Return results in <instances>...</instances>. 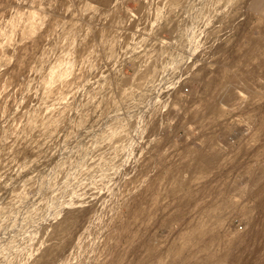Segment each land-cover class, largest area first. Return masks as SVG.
Instances as JSON below:
<instances>
[{"label": "rangeland", "instance_id": "374dc122", "mask_svg": "<svg viewBox=\"0 0 264 264\" xmlns=\"http://www.w3.org/2000/svg\"><path fill=\"white\" fill-rule=\"evenodd\" d=\"M98 1L0 0V264H264V0Z\"/></svg>", "mask_w": 264, "mask_h": 264}, {"label": "bare ground", "instance_id": "6f19581e", "mask_svg": "<svg viewBox=\"0 0 264 264\" xmlns=\"http://www.w3.org/2000/svg\"><path fill=\"white\" fill-rule=\"evenodd\" d=\"M15 1H16V0H15ZM46 1H47V0H46ZM52 1H53V0H52ZM95 1L99 2L98 0H95ZM107 1H108V0H107ZM119 1H120V0H119ZM56 2H57V1H56ZM67 2H68V1H67ZM69 2H70V1H69ZM100 2H101V1H100ZM44 3H46V2H44ZM58 3H59V2H58ZM70 3H71V2H70ZM17 4H18V3H17ZM28 4H29V3H28ZM39 4H40V3H39ZM72 4H75V2H74V3H71V5H72ZM98 4H99V3H98ZM104 4H105V3H104ZM114 4H116V3H114ZM117 4H119V2H118ZM19 5H20V4H19ZM23 5H24V4H23ZM40 5H41V4H40ZM66 5H67V4H66ZM66 5H65V6H66ZM75 5H76V4H75ZM146 5H147V4H146ZM8 6H9V5H8ZM8 6H7V7H8ZM35 6H36V5H35ZM72 6H73V5H72ZM113 6H114V5H113ZM118 6H120V5H118ZM118 6H117L116 9H118ZM3 7H4V6H3ZM11 7H12V6H11ZM18 7H19V6H18ZM32 7H33V6H32ZM38 7H39V6H38ZM50 7H51V5H50ZM59 7H61V6H59ZM68 7H69V6L67 5L66 9H67ZM73 7H74V6H73ZM91 7H92V6H91ZM115 7H116V6H115ZM257 7H261V2H259V0H258V2H257ZM20 8H21V7H20ZM23 8H24V7H23ZM30 8H31V7H30ZM48 8H49V7H48ZM70 8H71V7H70ZM70 8H69V9H70ZM74 8H76V7H74ZM74 8H73V9H74ZM89 8H90V6H89ZM93 8H94V7H92L91 9L94 10L95 8H94V9H93ZM107 8H108V6H107ZM110 8H111V6H110ZM110 8H109V9H110ZM3 9H4V8H1V10H3ZM24 9H25V8H24ZM28 9H29V8H28ZM31 9H32V8H31ZM34 9H35V8H34ZM36 9H37V8H36ZM42 9H44V7H43ZM73 9H70V10H73ZM91 9H90V10H91ZM109 9H108V10H109ZM38 10H39V8H38ZM86 10H87V9H86ZM92 10H91V11H92ZM95 10H96V9H95ZM145 10H146V9H145ZM145 10H144V11H145ZM147 10H148V9H147ZM45 11H46V10H44V12H45ZM115 11H116V10H115ZM115 11H114V12H115ZM119 11H120V10H119ZM142 11H143V10H142ZM0 12H1V11H0ZM33 12H34V10H33ZM39 12H40V11H39ZM63 12H64V10H63ZM70 12H71V11H70ZM93 12H94V11H93ZM40 13H41V12H40ZM50 13H52V15H54V13L51 12V10H50ZM58 13H59V12H58ZM72 13H73V11H72ZM77 13H78V12H77ZM89 13H90V11H89ZM108 13H109V12H108ZM142 13H143V12H142ZM144 13H145V12H144ZM38 14H39V13H38ZM45 14H46V13H45ZM47 14H49V13H47ZM65 14H66V13H65ZM74 14H75V13H74ZM80 14L82 15V13H80ZM80 14L78 13V15H80ZM50 15H51V14H50ZM57 15H58V14H57ZM59 15H60V13H59ZM78 15H77V16H78ZM83 15H84V14H83ZM37 16H38V15H37ZM44 16H45V15H44ZM68 16H69V15H68ZM104 16H105V15H104ZM107 16H109V15H107ZM6 17H7V16H6ZM34 17H35V14H34ZM38 17H39V16H38ZM57 17H58V16H57ZM61 17H62V16H61ZM61 17H60V19H62ZM69 17H70V16H69ZM110 17H111V16H110ZM110 17H109V18H110ZM53 18H54V17H53ZM64 18H67V17L64 16ZM140 18H142V16H141ZM14 19H15V18H14ZM31 19H32V18H31ZM37 19H38V18H37ZM60 19H59V21H60ZM68 19H69V18H68ZM102 19H103V18H102ZM105 19H106V18H105ZM105 19H104V20H105ZM66 20H67V19H66ZM97 20H98V19H97ZM109 20H110V19H109ZM63 21H64V20H63ZM138 21H139V19H138ZM17 22H18V21H17ZM34 22H36V21H34ZM65 22H66V21H65ZM101 22H102V21H101ZM39 23H40V22H39ZM94 23H96V22H94ZM94 23H93V24H94ZM104 23H105V21H104ZM135 23H136V22H135ZM138 23H139V22H138ZM107 24H108V23H107ZM111 24H113V23H111ZM59 25H60V24H59ZM61 25H62V24H61ZM65 25H67V24H65ZM100 25H102V24L100 23ZM127 25H128V24H127ZM136 25H137V24H136ZM143 25H144V24H143ZM143 25H142V26H143ZM97 26H99V25H97ZM97 26H96V27H97ZM28 27H29V25H28ZM31 27H32V25H31ZM91 27H92V26H91ZM91 27H90V30L93 31L94 29H93V27H92V29H91ZM134 27H135V26H134ZM33 28H34V27H33ZM60 28H61V27H60ZM63 28H64V27H63ZM95 29H96V28H95ZM92 31H91V32H92ZM94 31H95V30H94ZM19 32H20V31H19ZM37 32H38V31H37ZM18 34H19V33H18ZM60 34H61V33H60ZM88 34H89V33H87V36H88ZM94 34H95V33L93 32V35H94ZM49 35H50V34H49ZM0 36H1V35H0ZM57 36L59 37V35H57ZM57 36H54V37H57ZM89 36H90V35H89ZM2 37H3V36H2ZM11 37H12V36H11ZM44 37H46V36H44ZM54 37L52 36V38H54ZM93 37H94V36H93ZM95 37H96V34H95ZM52 38H51V41H53ZM90 38H92V37H90ZM12 39H14V38L12 37ZM54 39H55V38H54ZM255 39H256V38H255ZM55 40H56V39H55ZM57 40H58V39H57ZM34 41H35V40H34ZM59 41H60V39H59ZM27 42H28V41H27ZM48 42H49V41H48ZM89 42H91V41H89ZM89 42H88V44H89ZM96 42H97V40H96ZM93 43H94L93 45H95L94 40H93ZM39 44H40V43H39ZM96 44H97V43H96ZM261 44H262V43H261ZM29 45H30V44H29ZM35 45H36V44H35ZM45 45H47V43H46ZM33 46H34V45H33ZM36 46H37V45H36ZM85 46H86V45H85ZM13 47H14V46H13ZM86 47H87V46H86ZM86 47H84V51L87 50ZM96 47H97V46L94 47V48H95L94 51L97 50ZM262 47H263V46H262ZM85 48H86V50H85ZM90 48H91V49H90ZM92 48H93V47H91V44H90V45H89V49H90V51H92ZM257 48H258V47H257ZM14 49H16V48H14ZM43 49H44V48H43ZM2 50H3V49H2ZM6 50H7V49H6ZM10 50H11V49H10ZM16 50H17V49H16ZM44 51H46V50H44ZM84 51L82 50L83 53H85ZM49 52H50V51H49ZM12 53H13V52H12ZM86 53L89 54L88 52H86ZM253 53H254V52H253ZM253 53H252V54H253ZM92 54H93V53H92ZM245 54H246V53H245ZM247 54H250V53H247ZM252 54H250V55H252ZM51 55H52V54H51ZM84 55H85V54H84ZM250 55H249V56H250ZM256 55H257V54H256ZM44 56H45V55H44ZM13 57H14V56H13ZM29 57H30V56H29ZM78 57H80V56L78 55ZM82 57H83V56H82ZM82 57H81V58H82ZM246 57H247V56H246ZM83 58H84V57H83ZM249 58H250V57H249ZM254 58H255V57H254ZM20 59H21V58H20ZM25 59H26V58H25ZM243 59H244V58H243ZM245 59H246V58H245ZM252 59H253V57H252ZM76 60H77V59H76ZM18 61H20V60H18ZM59 61H60V60H59ZM63 61H64V60H63ZM77 61H78V60H77ZM249 61L251 62V60H249ZM252 61H253V60H252ZM256 61H257V60H256ZM21 62H23V63L25 64V61L22 60V61H20V63H21ZM36 62H37V61H36ZM64 62H65V61H64ZM75 62H76V61H75ZM246 62H247V61H246ZM17 63H18V62H17ZM37 63H38V62H37ZM62 63H63V62H62ZM62 63H61V64H62ZM64 64H65V63H64ZM144 65H146V64L144 63ZM251 65H252V63H251ZM62 66H63V65H62ZM0 67H1V66H0ZM251 67H252V66H251ZM2 68H3V67H2ZM15 68H16V67H15ZM15 68H13V69H15ZM21 68H22V67H21ZM145 68L147 69V66H146ZM238 68H239V67H238ZM255 68H256V67H255ZM1 70H2V69H1ZM33 70H34V69H33ZM36 70H37V69H36ZM44 70H45V69H44ZM143 70H145V69L143 68ZM143 70H142V71H143ZM31 71H32V69H31ZM140 72H141V70H140ZM32 73H33V72H32ZM25 74H26V72L24 73V75H25ZM144 74H145V72H144ZM137 75H138V74H137ZM140 75H141V74H140ZM240 75H241V74H240ZM142 76H143V75H142ZM235 76H236V75H235ZM7 77H8V76H7ZM28 78H29V77H28ZM36 78H37V75H36ZM139 78H142V77L139 76ZM143 78H144V77H143ZM230 78H231V77H230ZM21 79H22V78H21ZM247 79H248V78H247ZM14 80H15V79H14ZM138 80H139V79H138ZM140 80H141V79H140ZM24 82H25V80H24ZM227 82H228V81H227ZM8 84H9V83H8ZM210 84H211V83H210ZM243 84H244V83H243ZM21 85H22V84H21ZM61 86H62V85H61ZM248 86H249V84H248ZM4 87H6V86H4ZM24 87H25V86H24ZM24 87H23V88H24ZM27 87H28V85H27ZM57 87H58V86H57ZM59 87H60V86H59ZM235 87H236V86H235ZM7 88H8V87H7ZM25 88H26V87H25ZM233 88H234V87H233ZM17 89H18V88H17ZM21 89H22V88H21ZM27 89H28V88H27ZM219 89H220V88H219ZM243 89H244V88H243ZM245 89H246V88H245ZM2 90H3V89H2ZM5 90H6V88H5ZM234 90H236V88H234ZM20 91H22V90H20ZM55 91H56V90H55ZM236 91H237V90H236ZM236 91H235V92H236ZM251 91H254V89H251ZM10 92H11V91H10ZM56 93H57V92H56ZM232 93H233V92H232ZM21 94H23V93H21ZM58 94H59V93H58ZM229 94H230V93H229ZM9 95H10V94H9ZM54 95H55V94H54ZM252 95H253V94H252ZM29 96H30V95H29ZM203 96H204V95H203ZM213 96H214V95H213ZM230 96H232V95H230ZM234 96H235V95H234ZM5 97H6V96H5ZM18 97H19V96H18ZM232 97H233V96H232ZM235 97H236V96H235ZM238 97H240V96H238ZM19 98H20V97H19ZM214 98H215V97H214ZM228 98H229V97H228ZM17 99H18V98H17ZM230 99H231V98H230ZM0 100H1V99H0ZM23 100H24V99H23ZM27 100H28V99H27ZM7 101H8V100H7ZM207 101H208V100H207ZM231 101H232V100H231ZM21 102H22V101H21ZM227 102H228V101H227ZM234 102H235V101H234ZM234 102H233V103H234ZM10 103H11V102H10ZM10 103H8V104H10ZM28 103H30V102H28ZM224 103H225V102H224ZM224 103H222V104H224ZM218 104H219V103H218ZM13 105H14V104H13ZM28 105H29V104H28ZM174 105H176V103H175ZM177 105H179V104H177ZM177 105H176V106H177ZM225 105H226V104H225ZM31 106H32V105H31ZM179 106H180V105H179ZM54 107H55V106H54ZM56 107H57V106H56ZM214 107H215V106H214ZM214 107H213V108H214ZM9 108H10V107H9ZM13 108H14V107H13ZM15 108H16V107H15ZM23 108H24V107H23ZM27 108H28V107H27ZM207 108H208V107H207ZM210 108H211V107H210ZM213 108L208 109V110H214ZM48 109H49V108H47V110H48ZM12 110H13V109H12ZM42 110H43V108H42ZM42 110L40 109V114H41ZM49 110H50V109H49ZM51 110H52V109H51ZM56 110H58V109H56ZM56 110H54V111H56ZM7 111H8V109H7ZM45 111H46V108H44V111H43V112H45ZM14 112H16V111L14 110ZM43 112H42V113H43ZM51 112H52V111H51ZM53 113H55V112H53ZM3 114H4V113H3ZM9 114H11V113L9 112ZM50 114H51V113H50ZM0 116H2V115H0ZM38 116L40 117V116H42V114H41V115H38ZM51 116H52V115H51ZM41 118H42V117H40V119H41ZM16 119H17V118H16ZM19 119H20V118H19ZM37 119H38V117H37ZM46 119H47V118H46ZM14 120H15V119H14ZM41 120H42V119H41ZM5 121H7V120H5ZM47 121H48V120H47ZM13 123H14V122H13ZM13 123H12V124H13ZM16 123H17V122H16ZM263 123H264V122H263ZM50 124H51V123H50ZM16 125H17V124H16ZM261 126H263V125L261 124ZM44 127H45V126H44ZM41 128H42V127H41ZM7 129H8V128H7ZM9 130H10V129H9ZM259 131H260V130H259ZM262 131H263V130H261V132H262ZM38 132H39V131H38ZM256 132H257V131H256ZM254 135H255V134H254ZM256 136H257V134H256ZM257 137H258V136H257ZM252 138H253V137H252ZM252 138H251V139H252ZM2 139H3V138H2ZM251 139H250V140H251ZM0 140H1V139H0ZM255 140H256V139H255ZM248 141H249V140H248ZM251 141H253V140H251ZM257 141H258V140H257ZM0 142H3V141L1 140ZM1 144L4 145L3 143H1ZM249 144H250V143H249ZM253 144H254V143H253ZM210 145H211V144H210ZM211 146L213 147V145H211ZM14 148H15V146H14ZM245 148H246V147H245ZM4 149H7V147L4 148ZM207 149H208V148H207ZM210 149H211V148H210ZM210 149H209V150H210ZM8 150H9V149H8ZM18 150H19V149H18ZM213 150H214V148H213ZM13 151H14V150H13ZM210 151H211V150H210ZM212 152H214V151H212ZM212 152H211V153H212ZM205 153H207V152H205ZM216 153H217V151H216ZM206 155H207V154H206ZM206 155H205V156L202 155V157H201V161H202L203 163H205V164L211 162V160H212V162H213V158L207 157L208 155H207V156H206ZM209 156H210V155H209ZM213 156H214V155H213ZM14 157H15V156H14ZM20 157H21V156H20ZM4 159H5V158H4ZM201 161H200V162H201ZM16 162H17V161H16ZM7 163H8V162H7ZM191 164H192V163H191ZM201 164H202V163H201ZM189 165H190V164H189ZM193 165H194L193 167H195L196 164L193 163ZM197 165H198V164H197ZM197 165H196V166H197ZM202 165H204V164H202ZM190 166H192V165H190ZM199 166H200V164H199ZM200 167H201V166H200ZM246 171H247V170H246ZM0 174H1V173H0ZM1 175H3V173H2ZM180 175H181V174H180ZM182 175H183V174H182ZM178 177H179V175H178ZM189 177H190V176H189ZM256 182H257V181H256ZM254 184H255V183H254ZM256 184H257V183H256ZM256 191H257V190H256ZM256 191H255V192H256ZM258 191H259V189H258ZM258 191H257V192H258ZM253 194H254V193H253ZM249 203H250V202H249ZM221 206H222V205H221ZM252 206H253V205H252ZM219 208H220V207H219ZM219 208H218V209H219ZM239 208H240V207H239ZM220 210H221V209H220ZM220 210H218V212H219ZM254 210L256 211L257 216H258V213H259V211H260V205H259V204H256V206H254ZM226 211H228V210L226 209ZM252 211H253V210H252ZM220 212H221V211H220ZM220 212H219V213H220ZM243 212H244V211H243ZM250 212H251V211H250ZM247 213H248V212H247ZM223 214H224V213H223ZM217 215H218V213H217ZM220 215H221V214H220ZM220 215H219V216H220ZM246 215H247V214H246ZM246 215H245V216H246ZM252 215H253V214H252ZM250 216H251V215H250ZM250 216H249V217H250ZM74 217H75V215H74ZM216 217H217V216H215V218H216ZM254 217H255V215H254ZM243 218H244V217H243ZM245 218H246V217H245ZM250 218H252V217H250ZM252 219H253V227H254V229L256 228V226H259V230H261V231L264 230V220L261 221V219H258V218H252ZM245 220L247 221V219H245ZM68 222L70 223L71 221L69 220ZM72 222H73V221H72ZM64 224H65V222H64ZM64 226H65V225H64ZM66 226H67V224H66ZM66 226H65V228H66ZM62 228H63V227H62ZM65 228H64V229H65ZM66 229H67V228H66ZM60 230H63V229H60ZM55 231H56V230H55ZM57 232H58V231H57ZM60 232H61V231H60ZM60 232H59V234H60ZM62 233H63V231H62ZM62 233H61V234H62ZM55 234H56V233H55ZM259 234H261L260 231H258V230L255 231V230H254V231H253V235H251V236H253V237L255 236V237H256V236L259 235ZM213 240H214V239H213ZM247 240H248V239H247ZM215 241H216V240H215ZM250 242H251V241H250ZM240 243H241V242H240ZM246 246H247V245H246ZM260 246H262V245H260ZM239 247H240V245H239L238 247L236 246V248H239ZM209 248H210V247H209ZM254 248H255V247H254ZM256 248H258V247H256ZM259 248H260V247H259ZM246 249H247V248H246ZM242 250H243V249H242ZM237 251H238V250H237ZM249 251H250V250H249ZM254 251H255V250H254ZM50 252H51V251H50ZM48 253H49V252H48ZM52 253H53V252H52ZM253 253H254V252H253ZM255 253H256V252H255ZM57 254H58V253H57ZM59 254H60V253H59ZM59 254H58V255H59ZM47 255H48V254H47ZM241 255H242V254H241ZM242 258H243V257H242ZM245 260H246V259H245ZM248 260H249V259H248ZM262 260H263V259H262ZM252 261H253V260H252ZM239 264H240V263H239Z\"/></svg>", "mask_w": 264, "mask_h": 264}]
</instances>
